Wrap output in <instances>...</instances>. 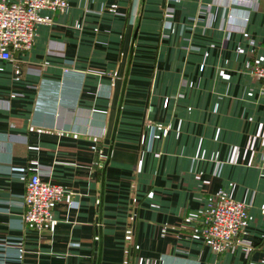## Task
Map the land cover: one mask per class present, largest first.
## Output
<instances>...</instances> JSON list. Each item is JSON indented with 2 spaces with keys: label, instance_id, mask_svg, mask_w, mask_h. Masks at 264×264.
<instances>
[{
  "label": "crops",
  "instance_id": "0c3cea01",
  "mask_svg": "<svg viewBox=\"0 0 264 264\" xmlns=\"http://www.w3.org/2000/svg\"><path fill=\"white\" fill-rule=\"evenodd\" d=\"M40 15L0 60V239L23 238L22 264H264V0ZM38 168L67 189L44 230L19 226ZM220 191L251 206L248 245L219 253L201 229Z\"/></svg>",
  "mask_w": 264,
  "mask_h": 264
},
{
  "label": "built area",
  "instance_id": "2783aa9c",
  "mask_svg": "<svg viewBox=\"0 0 264 264\" xmlns=\"http://www.w3.org/2000/svg\"><path fill=\"white\" fill-rule=\"evenodd\" d=\"M69 1L0 0V60H11L16 52L31 51L37 27L50 22L49 19L42 17L40 12L49 10L62 13L68 9ZM252 74L260 80L264 93V64L253 68ZM167 103L168 100L165 101V105ZM261 168L264 169V153ZM47 171L38 168L27 180L23 196V204L27 209L19 222L20 227L32 224L37 229L44 230L45 227H54L58 223L53 217V207L65 199L67 189L61 184L44 180L42 176ZM250 206V203L234 199L223 191L219 192L215 201L209 203L201 234L215 252L234 250L242 244L248 245L240 237L246 232ZM15 239H0V264H22L25 255L24 240L22 237ZM12 244L15 253L10 252Z\"/></svg>",
  "mask_w": 264,
  "mask_h": 264
}]
</instances>
